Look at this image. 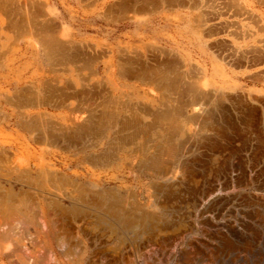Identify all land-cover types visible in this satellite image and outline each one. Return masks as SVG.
Segmentation results:
<instances>
[{
	"label": "bare ground",
	"instance_id": "obj_1",
	"mask_svg": "<svg viewBox=\"0 0 264 264\" xmlns=\"http://www.w3.org/2000/svg\"><path fill=\"white\" fill-rule=\"evenodd\" d=\"M3 1H0L1 11L5 5V2L3 5ZM24 1H21L22 4L24 3L21 6H24L23 9L26 10L30 6L28 1ZM151 1L114 0L110 5H107V7L110 6L109 10L107 9V14L124 16L125 13L127 15L131 11L132 7L137 8L140 5L144 9L149 3L151 4ZM154 1L156 0L152 2ZM180 1L182 0H179V3ZM169 2L173 4L178 1L170 0ZM262 3L264 2L262 1ZM36 4H38L37 1ZM10 5L8 6L10 7ZM229 5L231 4L229 3ZM34 6L36 7V12L39 5ZM238 6L234 9L235 11ZM13 9L14 11L17 10L14 13L18 14L19 9ZM40 9L41 12L39 11ZM39 10V12H36L38 13L36 18L38 17L39 21L35 23L34 20L35 25L30 22L29 19L31 18L26 19L27 16H25L24 19L27 20L25 21L27 23L26 26H34L38 31L35 30L36 32L34 33L32 29L29 31H23L22 29L26 34L21 32L19 36V32H16L14 41L20 42L18 45L16 43V47L12 45L5 53L3 49L10 47L7 42L11 38L7 37V42H3L2 15L4 14L3 12L7 11L5 10L0 14V82L3 83V86L9 85V87L15 89L23 84H31L34 80H37L35 82L37 83L35 86L36 92L35 94L31 93L35 95L32 97L34 101L37 99L36 101L40 104L47 99V101L55 103V106L60 109L59 114H50V120L53 121L51 128L47 124L49 123L47 119L42 115L34 118L36 122L34 124L25 123L20 125L23 117L16 114L15 109L5 107L4 104L2 106L3 109H0V117L5 122V126L0 127V264H141L142 260L145 262L144 264H150L153 254L166 250L168 246L171 255L176 254L181 244L178 243L179 241L174 242L173 240L169 241V243L168 238L170 237L165 235L164 230L171 228L176 234V230L180 228L178 226L182 225V216L186 219L185 213H183L185 211L181 210L183 208L178 207L177 209L175 207V204L179 205V202L183 201L184 193L195 195L196 203L200 200L203 203L206 201L205 204L207 203V206L211 204L212 193H210V190L204 189V185H202L204 187L202 189L199 186L198 181L200 180L195 178V167L210 148L214 138V130L219 121H227V118L231 116L230 112L232 111L228 109L230 107L226 108L228 104L226 107L224 104L226 91L234 90L240 84L232 76H228L230 74L227 72L225 64L219 60L205 59L198 61L194 66L198 72V76L194 74L196 77L189 76L184 71V73L182 72L183 74H176L177 76L175 77H172L170 73L169 75H159V73L154 75L150 72V66L142 65L136 67V61L131 55V50L137 48L136 43H142L143 35L146 36L147 31L154 34L153 41L155 43L159 44V41H163L171 45L169 48L156 47L160 52L166 54L169 52L179 53L178 55L184 58H188L190 52L187 48H180V39L183 38L184 41L187 40L190 45L195 46L193 43L198 41L199 33L189 22L188 15L180 11L167 13L153 21L144 17H130L132 20L129 21V25L133 26L131 32L128 33L134 40L125 47L124 51L129 53L128 58L125 59L127 61L124 64L122 63V67H118L105 60L103 63L104 69L98 80L101 85L110 91L111 98L113 96H123L127 98V101L134 102V107L136 106V108L131 116H126L121 122L122 128L120 130V132H124L131 129L133 132L130 134L119 132V135L115 137L117 141L113 143L114 145L105 141L110 138L109 130H102L98 134L100 138L92 141L87 138L96 136V129H101L104 126L109 129L113 127V124L117 126L120 122L118 119L119 114L111 110L110 104H107L99 116L91 114L88 117H83L81 115L82 112L77 109H74V111L66 104L71 96L77 95L76 93H68V86L63 84L65 72L73 71L71 68L65 69L66 64L76 65L77 62L82 60L89 62V60L93 59L88 60L89 56L86 54V50L82 48V40H78L73 35L74 21L76 19L66 1H47L42 3ZM238 10L240 11V9ZM28 11L31 10L28 9ZM235 11L233 14H235ZM67 14L71 18H68ZM7 15L9 16V14ZM91 16L93 17H90L85 23L93 27L97 19L96 16ZM41 17L43 20L40 19ZM253 18L251 17L250 19ZM260 19L256 20L257 24L259 21H263L262 18ZM19 21L21 22V19L16 20L12 27H16ZM21 26L23 28L22 24ZM225 27L227 30L226 25ZM258 27L260 30H264L262 25L257 26L259 30ZM5 28L7 29V27ZM17 30L19 31L18 28ZM232 33L237 34L236 30ZM238 34H241V31ZM195 36H197L196 40H194ZM136 37L138 39H135ZM262 40L260 42L264 43ZM21 41H24V45H22ZM219 43L218 45L221 46ZM197 45L200 46L199 43ZM226 45H223V48ZM202 46L198 47L197 51L201 58L204 59L203 57L206 58L209 55L205 47ZM256 47L257 49L255 50L258 53L261 52L262 47L260 51L258 46ZM251 50L254 52L253 46ZM233 51L236 50L234 49ZM220 54L218 57L221 58ZM229 54L234 56V53ZM262 54L264 59V49ZM260 55L253 56L261 58ZM257 57H255V60H250V62L261 67L264 65V60L262 58L258 60ZM112 60L115 61L116 58H112ZM158 60L154 61L157 63ZM239 61L244 60L240 59ZM183 62H186V60ZM148 64L150 63L148 62ZM159 64L172 68V71L178 70V68L181 69L182 66L181 62L174 57H166ZM86 69L89 70V67ZM169 70L171 72V69ZM192 71L190 74H192ZM93 72L97 78V74H99L97 67L93 68ZM27 73L28 75L26 76ZM41 73L43 75L44 73L53 74L48 78L51 80L48 85V93L44 94L41 91V82L38 81L40 78H37ZM261 77L259 76L258 79H261ZM133 78H139L141 83L131 82ZM254 78L257 77L255 76L252 79ZM145 85H149L151 88L147 89ZM153 89L158 92L154 93ZM10 90L0 88V99L6 97L5 102L7 100L9 106L15 104L14 98L17 99L19 96L18 94L17 97L12 96ZM257 91L260 92V90ZM85 92L83 93L85 94ZM96 92L93 91L94 95ZM93 93L92 98H94ZM20 94L23 95L22 93ZM245 94L239 92L236 99L232 97L234 94L230 95L235 99L233 111L236 114V118L239 121H243L247 130L256 133L261 138V134L264 133V124L260 127L261 132L259 134L254 129L253 122H250L246 117L248 113L258 112L260 110L259 106L264 108V98H262L264 95L259 93L261 97L259 95H256V97L252 95V97L250 94L248 96ZM27 95L28 93L23 96ZM75 98L78 97L76 96ZM17 101L16 103L20 102ZM30 101H32L31 98ZM67 108L68 110H66ZM82 108H85L84 105L80 106V109ZM78 112L80 113L79 115ZM26 118L31 120L30 117ZM262 118L264 121V116ZM132 143L135 145L134 149L126 147L127 144L130 145ZM3 161L10 163V165H2ZM33 168L37 172L34 173ZM210 174H206L205 178L210 176ZM252 178L254 177L252 176ZM3 180L6 181V184H2ZM247 181L249 180L247 179ZM207 182L206 180L205 183ZM201 183L204 184L203 181ZM30 190L34 192V195L31 194ZM216 191L222 193L221 190ZM31 195L33 199L36 197L35 202ZM31 199L33 204H31ZM182 206L184 207L183 204ZM207 206L206 208H208ZM201 209L204 208L202 207ZM187 212L186 214H188ZM191 212L194 214L192 208ZM205 216L208 217V215ZM196 218L198 219V217ZM206 221L204 220V222ZM184 223L187 224L188 222ZM185 230L190 229L185 228ZM173 236L175 237V235ZM193 238L197 239L195 236ZM191 242L194 243L192 240ZM209 243L205 244L209 245ZM191 246L186 249L181 248L183 250V263L185 264H193L195 262L194 257L199 254H197V247ZM211 249L207 250L211 252ZM211 256L214 258L212 253ZM205 257L203 256L202 258ZM208 258H206V261Z\"/></svg>",
	"mask_w": 264,
	"mask_h": 264
},
{
	"label": "rangeland",
	"instance_id": "obj_2",
	"mask_svg": "<svg viewBox=\"0 0 264 264\" xmlns=\"http://www.w3.org/2000/svg\"><path fill=\"white\" fill-rule=\"evenodd\" d=\"M0 1H2V0H0ZM12 1L8 0L6 2V0H4L3 5H4V2H5V5L3 6L2 11L0 10V14L5 10L7 11V12H3L4 14L2 15L3 16V42H7L6 41L7 37L11 38L10 41L7 42L8 45H10V47L4 48L3 49L4 53L6 50H9L12 47V45H14V47H15L16 43L17 44L19 43L17 41L16 42L14 41V39H16L15 38L16 33L13 32V30H12L14 27H12L10 25V23H8L9 19L12 18L11 14H13L15 12L13 8H16L12 4L14 1L13 2ZM25 1H28V3L30 4V0H25ZM42 1L43 0H41V4H39V7L42 5ZM64 1H66L67 4L70 3L72 13H73V15H75L76 20L74 21L73 35L78 40H82V42H81L82 48H84V50H86V54L89 57L91 56L90 58L93 59V60H89V62L87 60H82L80 62H77L76 65L66 64L65 69L71 68L73 71L72 72H65V75H64L65 80L63 81V84L68 86L67 87L68 93H70V94L76 93L77 94L76 96L78 97V98H75L76 96H74V95H73V97L71 96L70 100L68 99V102L66 104L69 105V107H71L72 110L77 109L78 111L82 112L81 115H83V117H85V116L88 117L91 114L99 116L101 114V111L105 108V106L107 104H110V109L119 114V117H118V119L120 121L119 124L117 126H115L113 124L112 125L113 127L109 128V129L107 128V126H104L101 129L98 128L95 130V132L97 133L96 136L92 135L93 137H90L87 139H91L92 141H94L95 139H99L100 137L98 136V134H100V132L102 130L103 131L109 130L110 138L106 139L105 141L107 143L111 142L110 144L114 145L113 143H115L117 141L115 137L117 135H119L118 133L120 132V130L122 128L121 122H123V120L125 119L126 116L128 117V116L132 115L136 106L134 107L133 101H131V102L127 101V98H125L123 96H120V97H118V96L114 97L113 96V98H111L110 91H108L103 85L100 84L98 78L101 75L102 70L104 69L103 63L106 60L107 62H110V63L114 64L115 66L122 67L123 64L127 61V60L125 61V59L128 58V54H129V53H126L127 51H124L126 49L125 47L127 45L131 44L134 40V38L130 37V35L128 33L129 29H130L129 28V21L132 20V18L130 19V17H136L137 16V17H144L146 19H150L151 21L157 20L158 18L161 17L160 13L163 10L161 8H164L165 7L164 5L166 3L161 1V0H159L160 2L158 0L152 2L153 1L152 0L151 4L150 3H149V5L147 4L148 6H146V8H144V9L142 6L138 5V7L140 6V8H138V7L136 8L135 16H133V13H130V15H129V13L127 15L125 13L123 16V15H115V14L108 15L107 14V9L110 8V6L107 7V5H110L112 2H114V0L113 1H108V0H88V1L87 0L86 1L85 0H73V1L72 0H64ZM208 1H206V0H198V1L187 0L186 1L185 0L184 2H186L187 4L183 2L184 10H186L189 13L191 11H194L192 13V14H194V16L189 17V19L192 22V24L194 25V27L196 25V27H195L196 30H198V28H200V26H202V25L206 26V23L208 24V21L211 18L212 19L214 18V14L216 13L215 9L220 8V6H219L220 2L219 1H216V0H208ZM158 3H160V4H158ZM198 3H199V5H198ZM7 4L8 5L11 4L10 7ZM153 5H154V7H153ZM156 5H157V7H156ZM189 5H190V7H189ZM6 6H8V7H6ZM6 8H8V9H6ZM152 8L153 9L155 8L156 10L154 9V11H153ZM0 9H1V6H0ZM27 9H29V8H27ZM32 9L35 10L36 8L33 7ZM32 9H30V10H32ZM39 11L41 12V9ZM8 12H10L11 14ZM26 12H27L26 18H31V19H29L30 22L32 21V18H33L32 22H34V20H36V18L34 16L35 14L34 15L31 14V11L30 12L26 11ZM7 14L10 15V18ZM4 15H5V18H4ZM91 15L96 16V19H97L95 26H93V27H91L85 23L86 20H88L90 17H93ZM6 16H8V17H6ZM125 16H127V17L129 16V17L125 18ZM67 17L71 18V16L69 14H67ZM6 18H9V19H6ZM40 19L43 20L42 17ZM202 22H204V23H202ZM151 24H152V22H151ZM5 27H7V29ZM9 28H11V29H9ZM29 28H31V26H29ZM32 28L37 31V29L34 26ZM8 29L11 31L9 32ZM85 29H87V30H85ZM153 35H154L153 33H151L150 31L149 32L147 31L146 36L143 35L142 43H136L137 48L131 50V55L133 58H135L134 61H136V63H135L136 67H140L142 65L148 66V67L150 66V68H151L150 72H152L154 75H158V73H159V75H167V74L169 75V73H170V75L172 77H175L179 73L181 74L184 71L189 76H193V77L195 75L198 76L197 75L198 74L197 69L194 67L196 65V63L198 61H200L199 60L200 54L198 53L197 49H192L190 47L185 46V48H187L189 50L190 56H188V58L182 57L181 59H180V57H177V58H179L178 61L181 62V65H182L181 69L178 68V70L175 69V71L174 70L172 71V68H169L168 66L160 65L159 62L161 60L165 59L166 57H170V58L174 57L175 58L176 54L170 53V52L168 54H166L164 52H160V50L156 47L162 46V48H163V47H168V46L166 44L163 45L162 43H159V44L155 43L153 41V38H154ZM90 36H91V38H90ZM135 39H138V37H136ZM11 42L12 43L14 42V43L12 44ZM105 46H107V47H105ZM165 50H167V49H165ZM158 51H159V53H158ZM137 53L140 55H138ZM161 53H163V54H161ZM155 56L157 57V59ZM112 58H116V60L114 61V60H112ZM154 60H158V62L156 63ZM184 60H186V62H183ZM92 61L93 62L95 61V63H93ZM120 61H122V62H120ZM219 61L222 62L223 64H225L224 66H226L225 68L227 69V72L230 74L228 76H232L236 80V82H238L240 84V86L234 90L226 91V100L224 101V104H225V107L228 104V106L226 108L230 107L228 109H230V111H232V112H230L231 116H229L228 118L226 117L227 121H222V120H220L221 122L219 121V124H217V126L214 130V138H213V142H212L210 148L205 153L204 157H202L198 161V163L195 167V169H196L195 178H196V180H200V181H198V183L200 184L199 186L202 189V188H204L202 185H204L205 186L204 189L210 190V193H212V198L210 199L211 200L210 203L212 204L214 202V204H212V205L210 204L207 206V203L205 204L206 201L203 203L200 200H199V202L196 203L195 202V200H196L195 195H191V194L188 195V193L187 194L184 193L185 194V195L183 194L184 198L188 195L187 197L191 198L192 201H191V199H188L186 197L185 200L183 198L182 202L185 201L184 203L179 202V205L175 204V207L177 209L179 207V208H183L181 210L185 211L183 213H185L184 215H185L186 219H184V216H182L183 222H181L183 226L182 225L178 226L180 228L178 230H176L177 231V232H175L176 234H174V231L171 228H166L164 230L165 235L170 237V238H168V242L169 241L171 242L173 240L174 242L179 241L178 243L181 244L179 249H178V252L176 254L171 255L170 250L168 249L169 248V246H168V247H166V250L158 252L157 254H153L154 256L152 255L153 257L151 258L152 260H151L150 264H156V263L157 264H182L184 259H183V252H182L183 250H181V248L186 249V248L190 247L191 245H192L191 247H195V248L197 247V249H196L197 254L198 253L201 254L200 256H199V254L198 255L195 254L198 257V258L196 256L194 257V261H195L194 263L195 264H204V262H205V264H212V263L214 264V262H215V264H264V141H263L264 140V133H262L263 136L261 134V138H260V137H258V135L256 133L247 130L245 128V124L243 123V121L242 120L239 121L235 116L236 115L235 112L233 111V108L235 107L233 102L236 99V96L239 92H241L243 94L246 93L245 94L246 96H248L249 94L251 96L255 95L254 97H256V95H259V97H261L260 94L264 95V78H263V76H264V70H263L264 65H262L261 67L256 66L252 62H250V60H244V61L238 60L239 62L237 60H230V61L229 60H219ZM148 62L151 65L148 64ZM241 62H242V64H241ZM227 63H230V64H227ZM234 63H237L238 66H236L237 64H234ZM88 64L91 65L92 67L89 66ZM85 65L89 67V70L86 69L88 67H86ZM94 66L97 67L98 72H99V74H97V78L93 72V68H95ZM209 66H210V63H209ZM248 66H250V67H248ZM81 67H83L82 70H80ZM193 68H195V69H193ZM169 69H171V72H169L170 71ZM166 70L168 71V73ZM261 70H263V71L260 72ZM191 71H192V74H190ZM80 74H82V75H80ZM87 74H89V75H87ZM253 74H255V76L257 78L252 79L253 77H255V76H253ZM257 74H259V75L257 76ZM27 75H28V73L26 74V76ZM52 75H53L52 73H44V75H43V73H41V75L39 77H37V78H40L38 81L41 82V91L43 94L48 93V85L51 82V80H49L48 78H50ZM247 76H251V77H247ZM259 76H262L261 79H258ZM133 79L131 80V82L135 81V83H141L139 81L140 80L139 78H136V79L133 78ZM36 81L34 80V82H32L31 84H29V83L24 84L23 86H21V88L10 92V94H12V96H14V97L15 96L17 97V94L19 95L17 99L14 98L15 104H12L9 106L7 104L8 103L7 100L5 102L6 97H4V99L2 98L3 100L0 99V102H2L0 104V109H3V107H2L3 104L5 107L7 106V107H10V109H15L16 114H18L20 117H23L20 125H23L25 123H30V124L33 123L34 124V123H36L34 118H37L39 115H42L45 119H47V122H49L47 124H49V127L51 128L53 121L50 120L51 119L50 114H52V113L59 114L60 109L55 106V103H51V101H47V99H45L44 102L42 101L40 104L36 101L37 99H35V101H34V99L32 97L35 96L33 94H35V92H36V90H35V86L37 84V83H35ZM93 83H94V85H92ZM0 84H1L0 88L5 89V88H3V83L0 82ZM75 85H77V86L75 87ZM32 86H34V88H32ZM93 87H95L96 90L93 89ZM30 88H31V90H30ZM145 88L150 89L151 87L149 85H147V86L145 85ZM19 90H21L22 92ZM257 90H260V92ZM81 91H83V92L86 91V92L84 94ZM93 91H97L96 92L97 95L96 94L94 95L95 92L93 93ZM18 92L22 93L23 95H26L28 93V95L23 96ZM25 92H26V94H25ZM32 92H33V94H31ZM88 92H89V94H88ZM91 92L93 93L94 98H92ZM153 92L157 93L158 91L153 89ZM78 93H80V94H78ZM227 94H229V96H227ZM230 95H233L232 97L235 99H233ZM30 98L32 99V101H30ZM262 98H264V96ZM17 100L20 102H18ZM16 101L18 103H16ZM21 101H22V103H21ZM21 104H22V106H21ZM90 104H91V106H90ZM16 105H17V107H16ZM79 105L80 106L84 105L85 108L80 109ZM99 105L101 106V108ZM130 105H132V106H130ZM18 106H20L21 108ZM26 106H27V108H26ZM259 109H258L259 110L258 112L256 111L255 113H252V114L248 113L246 118L249 119L250 122H253V125L255 127L254 129L256 130L257 133L260 134V132H261L260 127L262 126V124H264V121L262 120L263 119L262 117L264 116V108L263 107L261 108V106H259ZM66 110H68V108ZM121 113H123V114H121ZM79 114L80 113L78 112V115ZM26 117H30L31 120H28ZM2 121L3 120L0 117V127L5 126V122L4 121L2 122ZM147 122H149V120H147ZM102 125H104V123H102ZM57 127H59V126H57ZM132 132H133V130L130 129V130L124 131L122 133L130 134ZM127 140H130V139H127ZM239 141H240V143H239ZM128 143H130V142H128ZM134 146L135 145L132 143L130 145L127 144L126 147L129 149H134ZM258 158H259V160H257ZM2 165L6 166V165H10V163L3 161ZM210 170H212V171H210ZM33 172L34 173L37 172L35 168H33ZM209 172L210 173L212 172V173L210 174ZM206 174H210V176H207L205 178ZM252 176L254 178H252ZM255 177H256V179H255ZM247 179L249 181H247ZM206 180L208 181L207 183H205ZM202 181L204 184L201 183ZM5 182L6 181L3 180L2 184H6ZM248 184H250V185H248ZM234 186H235V188H234ZM260 186L262 187L261 189H260ZM216 190H221L222 193H220L219 191H216ZM30 192L32 195H34V192H32V190H30ZM35 198L36 197H34V199H33V196H32V199L34 200V202H35ZM32 199H31V204H33ZM186 200H188V201L190 200V202L188 203V201H186ZM180 203H182L184 205V207ZM201 204H202V206H201ZM186 206H188L189 208ZM206 206L208 208H206ZM202 207L204 209H201ZM185 208H187V209H185ZM191 208H192V211L194 214H192ZM209 209H210V211H209ZM211 209H212V211H211ZM186 211H188L187 212L188 214H186ZM210 212H211L212 216H211ZM195 214H196V216H195ZM200 214L202 215V217ZM205 215H208V217ZM196 217H198V219ZM208 218H209V220H208ZM182 219H181V221H182ZM204 220L205 221L207 220V221L204 222ZM184 222H186V223L191 222L194 225L191 223H190L191 225L188 223L185 224ZM196 224H197V226H196ZM210 225H212V226H210ZM181 227H184V228H181ZM185 228L190 229V230H185ZM210 228L212 229V232L214 231L213 233L211 232ZM180 230H182L183 232ZM207 230H208V232H206ZM178 232H180V233H178ZM183 233H185V234H183ZM214 234H215V236H214ZM173 235H175V237ZM193 236L197 237V239L193 238ZM189 239L194 241V243L191 242V240L189 241ZM188 242H190V243L188 244ZM204 242L205 243L210 242V243L208 245V244H205ZM204 244H205V246H204ZM208 247L210 249L212 248L211 252L209 250H207V249H209ZM168 251H169V253H168ZM143 252H145V251H143ZM209 252H210V254H209ZM203 253L208 254V255H204ZM211 253H212V255H214V258H212ZM201 256L202 257L206 256V257L202 258ZM153 258H154V260H153ZM206 258H208L207 261H206ZM156 259H158V260H156ZM214 259H215V261H214ZM198 260H199V262L197 263ZM152 261H153V263H152ZM200 261H201V263H200ZM144 263L145 262L142 260L141 264H144ZM183 264H185V263H183Z\"/></svg>",
	"mask_w": 264,
	"mask_h": 264
},
{
	"label": "crops",
	"instance_id": "obj_3",
	"mask_svg": "<svg viewBox=\"0 0 264 264\" xmlns=\"http://www.w3.org/2000/svg\"><path fill=\"white\" fill-rule=\"evenodd\" d=\"M14 1V2H13ZM12 2L13 3H15V4H13V5H15V7H16V9H19V11H18V14L17 13H13V14H15V15H11V17L12 18H10L9 20V23H10V25L12 26V24H14L15 22H16V20L18 21V20H20L21 19V22L19 21V22H17V24L19 25V23H21L22 25H23V28H21L22 26H21V24L18 26L17 24H15V25H17L16 27H14V31L13 32H19V34H18V36L20 35V33L22 32V33H25V32H23V31H29V30H31L32 29V32H34L35 33V29H33L32 27L30 28V29H28L29 28V25L28 26H26L27 25V23L25 22V21H27V20H24L25 19V16H26V10L28 11V9H23V7L21 6V5H23L22 3H21V1H23V0H13ZM36 1L38 2V4H36ZM51 2V1H53V0H43L42 1V3H45V2ZM161 1H163V2H165L166 3V5H164L165 6V8H161V9H163L162 11H161V13H160V16H163V15H165V14H167V13H173L174 11H180V12H183V13H185V14H187L188 15V17H192V16H194V14L192 15V12H194V11H191L190 13L189 12H187V11H185L184 10V5H183V0L182 1H180V3L182 4H180L179 3V0H177L178 2H175V3H173V4H175V5H173L172 4V2L170 3L169 1L170 0H161ZM193 1V0H192ZM216 1H219L220 3H222V4H220V8H218V9H215V10H217V12L214 14V18L212 19H210L209 21H208V24H206V26H201L200 27V29L198 28V30H196L195 29V27H194V25L192 24V22L189 20V22H191V24L193 25V28L199 33V37L197 38L198 39V41H194V45L195 46H193L192 44L190 45V43L189 42H187V40L186 41H184L183 40V38L182 39H180V44H179V46H180V48H185V46L186 47H190V48H192V49H198V47H200V46H202V47H205V49L208 51V57H203L204 59H202L201 58V56L199 57L200 59L199 60H240V59H242V60H255V57H257V56H259L260 54V57L262 58V60H264L263 59V54H262V52H263V49H264V43H261L260 41L263 39L264 40V30H260V28H259V30L257 29V26H263L264 27V3H262V1L264 2V0H261V3H260V0H216ZM223 1H224V3H223ZM256 1V2H255ZM17 2V3H16ZM20 2V3H19ZM169 2V3H168ZM241 2V3H240ZM27 3V2H26ZM179 3V4H178ZM229 3L231 4V5H229ZM251 3V4H250ZM29 4V3H28ZM39 4H41V0H30V4H29V10H30V8L32 9L33 7H35L34 5H39ZM17 5H18V7H17ZM69 6H70V3L68 4ZM174 7H173V6ZM233 5V6H232ZM234 5H239L238 6V8H237V10L238 9H240V11H241V13H240V11L238 12L237 10V14H236V11L234 10L237 6H234ZM167 6H169V7H167ZM183 7V8H182ZM244 7V9L246 10V12H244L245 10L244 9H242V8ZM248 7V8H247ZM36 8V7H35ZM39 6H38V10H39ZM169 9V10H168ZM171 9V10H170ZM173 9V10H172ZM36 10V9H35ZM35 10L34 9H32L31 10V13L35 16V18H36V14L38 15V13H36V12H39L38 10L35 12ZM134 10H136V8H134V7H132L131 8V11H129L128 13H129V15H130V13L132 12L133 13V16H135V11ZM248 10H249V12H248ZM17 11V10H16ZM15 11V12H16ZM233 11V12H232ZM234 11H235V14H233L234 13ZM30 12V11H29ZM244 12V13H243ZM241 15H240V14ZM19 14H20V16H19ZM218 14V15H217ZM253 14H254V18H255V21H254V18H253ZM17 15V16H16ZM231 15V16H230ZM249 15V16H248ZM250 15H252L251 17L253 18V19H250L251 17H250ZM10 16V15H9ZM226 16V17H225ZM15 17V19H13ZM19 17H21V18H19ZM248 17V18H247ZM260 18H262L263 19V21L262 22H258V24H257V22H256V20L258 21V19H260ZM27 19V18H26ZM38 19V20H37ZM23 20V21H22ZM261 20V19H260ZM37 21H39V18L37 17L36 18V20H35V23L37 22ZM23 22V23H22ZM24 22H25V25H24ZM32 22V21H31ZM223 24H222V23ZM217 23H218V25H217ZM233 23H235V25H233ZM32 24H34V22L32 23ZM228 24H230V25H228ZM255 24H257L256 26H254ZM35 25V24H34ZM225 25L227 26V30L225 29L226 27H225ZM239 26V28H238V26ZM26 26V27H25ZM132 26L133 25H129V33L131 32V30H132ZM214 26H217V27H215V28H217V29H215L214 28ZM25 27V28H24ZM222 29V32H221V29ZM224 27V28H223ZM17 28L19 29V31L17 30ZM27 28V29H26ZM212 28H214L213 30H212ZM219 28V29H218ZM22 29H23V31H22ZM207 30V31H206ZM214 30H216L215 32H213ZM219 30H220V32H219ZM226 30V31H225ZM235 30H236V32H237V34L238 33H240V31H241V34H236V33H232L233 31L235 32ZM9 31H11V30H9ZM38 31V30H37ZM247 33H246V32ZM219 32V33H218ZM254 32V33H253ZM257 32V33H256ZM263 32V33H262ZM210 33H212L211 34V36H210ZM215 33V34H214ZM225 33V34H224ZM17 34V33H16ZM26 34V33H25ZM214 34V35H213ZM220 34V35H219ZM230 34V35H229ZM249 34V35H248ZM256 34H258V35H256ZM1 35V34H0ZM205 35V36H204ZM235 35H237V36H235ZM240 35V36H239ZM242 35V36H241ZM218 36V37H217ZM241 37V38H240ZM251 37V38H250ZM205 38V39H204ZM211 39V40H210ZM194 40H196V36H195V39ZM222 42H221V41ZM228 42H227V41ZM262 40V42H264ZM202 41V42H201ZM206 41V42H205ZM20 42V41H19ZM24 41H21V43H22V45H24V43H23ZM160 43H162L163 45L164 44H166L168 47L167 48H169V47H171V45L170 44H167L166 42H163V41H159ZM214 42H215V45H214ZM218 42H220L219 44L221 45V46H219L218 45ZM227 42V43H226ZM258 42V43H257ZM197 43H199L200 44V46H198L197 45ZM226 45V44H228V45H226V46H224L225 48H223V45ZM226 43V44H225ZM211 44V45H210ZM215 46H213V45ZM18 45V44H17ZM16 45V46H17ZM210 45V46H209ZM216 45H218V46H216ZM15 46V47H16ZM213 46V48H211ZM252 46H253V50H254V52H252ZM256 46H258V50L260 51V48H261V52H259L258 53V51L257 50H255V49H257V47ZM233 49H232V48ZM210 48V49H209ZM223 48V50H221ZM231 48V49H230ZM236 50V51H233V50ZM227 50V51H226ZM248 52L249 51V53H247L246 51ZM222 51V52H221ZM243 51V52H242ZM235 52H236V55H235ZM178 53V52H177ZM219 53H221L220 54V56H221V58L220 57H218L219 56ZM224 53V54H223ZM229 53H234V56H233V54H229ZM239 53H240V55H239ZM246 53H247V55H246ZM254 53V54H253ZM256 53V54H255ZM176 54V53H175ZM179 54V53H178ZM178 54H176V59L177 60H179V58H177V57H180ZM229 54V55H228ZM241 54H242V56H241ZM251 54V55H250ZM239 55V56H238ZM245 55H246V57H245ZM253 55H257V56H253ZM217 56V57H216ZM229 56V57H228ZM232 56V57H231ZM235 56H237V57H235ZM241 56V58H239ZM251 56V57H250ZM224 57V58H223ZM225 57H226V59H225ZM245 57V58H244ZM182 57H180V59H181ZM208 58V59H207ZM235 58V59H234ZM238 58V59H237ZM247 58V59H246ZM250 58H253V59H250ZM261 58H258L257 57V59L259 60V59H261ZM89 59H91L90 57H88V60ZM34 82V81H33ZM24 85V84H23ZM22 85V86H23ZM3 88H5V89H11L10 90V92H12V91H14V90H17V89H19V88H21V87H19V88H15V89H13V88H11V87H9V85H6V86H3Z\"/></svg>",
	"mask_w": 264,
	"mask_h": 264
}]
</instances>
